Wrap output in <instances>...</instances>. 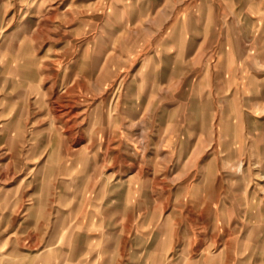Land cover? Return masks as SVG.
<instances>
[{
  "label": "rangeland",
  "instance_id": "1",
  "mask_svg": "<svg viewBox=\"0 0 264 264\" xmlns=\"http://www.w3.org/2000/svg\"><path fill=\"white\" fill-rule=\"evenodd\" d=\"M230 1L168 0L176 26L169 36L182 43L190 31L191 65L165 98L140 100L145 123L131 131L124 75L137 70L143 78L148 61H140L150 51L126 50L122 12L130 0H0V264H88L69 255L85 251L97 252L94 264H107L104 251H122L124 264L134 246L149 251L153 238L160 251L164 238H202L205 168L223 187L236 184L237 170L264 171L263 162L232 163L215 132L231 87L249 109L245 121L264 117V0ZM186 10L213 17L180 19ZM224 42L239 43L244 58L232 68L235 81L217 64L230 53L220 50ZM204 98L211 113L202 157L200 143L182 144ZM72 102V114L53 112ZM262 146L246 150L264 155Z\"/></svg>",
  "mask_w": 264,
  "mask_h": 264
},
{
  "label": "crops",
  "instance_id": "2",
  "mask_svg": "<svg viewBox=\"0 0 264 264\" xmlns=\"http://www.w3.org/2000/svg\"><path fill=\"white\" fill-rule=\"evenodd\" d=\"M204 1L206 4V0H202V3ZM230 2L238 1L231 0ZM167 3L168 0H130V3H127L128 6L125 5L124 12H122L126 16L123 25L128 29L125 38L126 50H137L141 46L142 50L150 51V54L144 56V59L140 61L141 65L148 61L146 74L143 78L138 76L137 70L130 75H127L128 73L124 75L125 98L134 99L130 109L127 108V113L123 111L126 119L124 125L129 130L135 127L137 123L140 126L145 123L140 121L141 116L144 115V110L138 108L141 107L140 100L165 98L164 92L170 86L174 87L176 81L181 82L185 73L189 72V69L184 70L183 68L184 66L189 68L191 65L190 31L182 32L184 35L185 33L189 34L188 38H182L184 40L182 43H176L174 37L169 36L176 26L172 21H169L174 13L168 11ZM209 13H211L210 10H202L200 16H194L195 14H192L190 10H186L179 18L184 20L191 17L204 19L213 17V14L211 13L209 16ZM231 15L234 16L233 12ZM217 16L219 15H214V17ZM182 27L185 28L184 23ZM261 34L264 36V29ZM236 46L234 48L232 44L221 43L220 50L228 49L230 53H227L224 57L221 55L217 59L219 66L227 67L229 70L224 71L225 74L222 76L229 77L230 81L234 80L235 77L233 75L235 70L233 71L232 68L237 67L239 61L244 59L238 54L239 43ZM247 59L248 57L245 58V60ZM206 75H208L207 72H205V75L203 73L202 79L205 80ZM160 89L164 90L162 95L157 93V91L160 92ZM238 93L236 88L231 87L230 91L226 93L228 108L217 113L220 116L216 122L215 132L217 131V136L220 140L222 139L220 146L231 148V154L228 157L232 163L239 164L240 160L247 164L264 163V155H254L251 149L246 150V148L255 146L260 147L261 144L264 147V117L262 121L258 122L245 121V116H249L250 112L249 109L239 106ZM207 103V98H204L202 106L197 111L198 119H196L195 126L188 129V141H184L182 144L197 146L200 143L202 149H204L202 150V157L207 156L205 150L207 139L202 138L201 140L200 138L207 132L211 113L206 106ZM58 106L62 107L60 111L62 115L66 114V116L72 114L73 110H77L73 102L70 104L57 103V106L53 107L54 113L58 112ZM148 106H152L151 102L148 103ZM141 130H143V127ZM194 134L198 137L191 143L192 139L190 137ZM132 137L134 138V136ZM259 140L262 143H259ZM168 145L167 143L166 146ZM186 161H190L189 158ZM212 161V158L209 157L203 161L202 166ZM232 174H235L233 178L236 179L234 181L236 184L223 187L221 182L218 185H213L211 180L215 178V174L211 169L209 170L206 167L202 173V188L199 190L197 202L202 216V238H178L177 241L176 238H164L161 242L166 244L163 245L162 251L158 246V238H153L149 251H143L138 246H134L132 251L129 252L130 256H125L124 264H144V259L149 260L145 264H262V255L264 254V171L250 173L248 170L242 172L237 170L230 175ZM196 190L198 188L194 186L192 188V191H195L192 192L193 195H195ZM212 227H215V233L209 235L207 231ZM216 227L220 229L217 230ZM114 239H118V241L125 239L126 241L127 238ZM134 239H139V243L143 241L142 238ZM176 242L183 245L176 247ZM54 253L58 255V252ZM144 253L145 255H143ZM102 254L103 258L108 260L107 264H111V259H119L118 264H122V251H119L118 254L113 251H104ZM69 255L73 259L83 257L92 260L88 264H94V260L99 258L97 252L92 251L72 252ZM131 258L134 259L133 263L128 262V259ZM112 264H116V262Z\"/></svg>",
  "mask_w": 264,
  "mask_h": 264
}]
</instances>
